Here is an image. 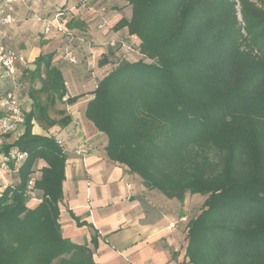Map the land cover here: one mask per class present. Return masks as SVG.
I'll return each mask as SVG.
<instances>
[{
    "label": "trees",
    "instance_id": "16d2710c",
    "mask_svg": "<svg viewBox=\"0 0 264 264\" xmlns=\"http://www.w3.org/2000/svg\"><path fill=\"white\" fill-rule=\"evenodd\" d=\"M121 1L131 17L113 29L138 40L139 58L122 59L121 43L109 48L97 65L113 68L85 117L107 137L109 161L148 189L183 203L204 197L188 222L182 264H264V11H243L242 24L236 0ZM54 57H38L33 76L42 81L38 93L63 102ZM35 119L26 114L21 136L0 147V155L27 156L18 183L0 190V264H96V238H63L67 153L54 137L33 133ZM31 184L41 194L34 208Z\"/></svg>",
    "mask_w": 264,
    "mask_h": 264
},
{
    "label": "crops",
    "instance_id": "0c3cea01",
    "mask_svg": "<svg viewBox=\"0 0 264 264\" xmlns=\"http://www.w3.org/2000/svg\"><path fill=\"white\" fill-rule=\"evenodd\" d=\"M124 6L121 0H0V41L25 58L16 65L17 76L27 83L17 98L26 114L35 111L33 133L54 137L67 153L59 203L63 238L78 245H91L96 238V264H182L186 262L188 222L193 217L190 195L184 203L169 199L148 189L125 165L111 163L107 137L85 117L96 78L101 75L97 65L101 57L120 40L125 42L122 50L129 43L133 49L139 44L126 30L113 29L121 17H131V8ZM59 13V22L74 33V40L55 29L49 35L44 33L39 20H54ZM6 16L11 22L4 24ZM68 49L74 51L77 64L66 60L64 51ZM49 53H54V66L65 80L63 102L38 93L42 81L33 76L38 57ZM79 95L76 103L65 104L68 97ZM17 134L3 139L1 146L12 144ZM83 146L88 154L77 156L76 150ZM3 157L1 154L0 159ZM2 180L16 184L18 172L6 174ZM40 199L37 191L30 202L38 205Z\"/></svg>",
    "mask_w": 264,
    "mask_h": 264
},
{
    "label": "built area",
    "instance_id": "2783aa9c",
    "mask_svg": "<svg viewBox=\"0 0 264 264\" xmlns=\"http://www.w3.org/2000/svg\"><path fill=\"white\" fill-rule=\"evenodd\" d=\"M61 15V13L56 15L54 20L46 18L39 20L43 23L44 33L49 35V33L55 29L58 33L67 34L68 38L73 40V34L67 32L65 27H63V24L59 22ZM2 22L4 24L10 23L11 18L6 16ZM64 52L65 58L70 64H77L78 61L73 53L74 51L68 49ZM19 62H25V58L22 54L8 49L0 41V86H8V90L0 100V107L2 110V116H0V146L2 145L3 139L10 135L18 133L17 135L20 137L22 133L19 131L25 127L24 123H26V113L22 109L17 98V93L22 88L21 80L17 76L16 69V65ZM88 152V148L83 146L77 149L75 154L84 157ZM26 157V153L24 154L14 150L11 152L10 156H5L0 159V190H5L11 185L3 182L2 177L9 173L18 172L20 164L26 159ZM29 192L34 198V185H30Z\"/></svg>",
    "mask_w": 264,
    "mask_h": 264
},
{
    "label": "rangeland",
    "instance_id": "374dc122",
    "mask_svg": "<svg viewBox=\"0 0 264 264\" xmlns=\"http://www.w3.org/2000/svg\"><path fill=\"white\" fill-rule=\"evenodd\" d=\"M236 3H238V6H237V10H238V14H239L238 17H239L242 24L246 23L244 20L243 14H242L243 11L246 10L247 13H251V16H252V14L256 13V9L264 11V0H236ZM84 4H86V2ZM253 9H255V10H253ZM127 14L129 15V10H126L125 15H127ZM60 23L62 24L63 22L60 21ZM65 30L67 32L73 34L74 38H77L73 32H71L70 30H68L66 28H65ZM61 35L68 38L67 34H61ZM68 39H71V38H68ZM120 43H121L120 44L121 47L123 48L125 46L124 45L125 42L120 40ZM126 46H127V49L125 50V52L121 51L119 55L121 56L122 59L135 60L138 57L137 51L135 49H133V46L131 45V43L127 44ZM112 68H113L112 66H109V67L106 66L104 68H100L99 72H101V75H99L96 78L97 79L96 81L98 82L100 80V78L107 75L108 69L110 71ZM25 81L26 80H21V84H22L21 90L23 88H26L27 83ZM7 90H8L7 85L0 86V99L6 93ZM202 201H204V197L202 195L188 196V204L190 205V209L192 210V216H195L200 212L202 205H203ZM36 206H37L36 203H31V202L28 203L29 208H34Z\"/></svg>",
    "mask_w": 264,
    "mask_h": 264
}]
</instances>
